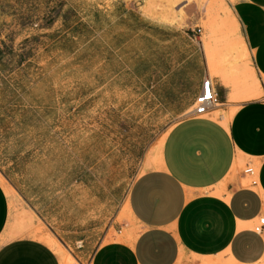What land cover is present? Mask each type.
<instances>
[{"label":"rangeland","instance_id":"obj_1","mask_svg":"<svg viewBox=\"0 0 264 264\" xmlns=\"http://www.w3.org/2000/svg\"><path fill=\"white\" fill-rule=\"evenodd\" d=\"M118 1L202 26L198 56L210 76L248 74L226 0H0V181L10 204L1 241L35 237L62 264H89L99 243L121 235L133 180L158 164L166 135L193 108L199 64L190 47L180 85L177 54L117 42L109 29ZM239 87L232 99H247Z\"/></svg>","mask_w":264,"mask_h":264},{"label":"crops","instance_id":"obj_2","mask_svg":"<svg viewBox=\"0 0 264 264\" xmlns=\"http://www.w3.org/2000/svg\"><path fill=\"white\" fill-rule=\"evenodd\" d=\"M226 1L249 53L248 74L243 71L247 81L236 89L249 97L259 90L254 70L258 80L264 75V0ZM112 13L109 30L114 26L117 42L121 38L129 45L137 38L153 44L160 55H178L173 75L180 85L186 80L188 56L183 54L190 47V61L199 64L193 105L210 75L198 56L204 49L197 35L201 38L202 26L198 32V24L180 27L161 21L124 1L115 2ZM213 80L222 105L204 115L188 114L173 125L158 164L140 172L130 186L121 206L125 204L126 214L121 235L99 243L89 264H216L223 258L256 264L264 259V229L255 228L264 212V100L232 99L235 87L228 75L217 74ZM243 163L257 168L256 184ZM9 212L0 181V264H62L58 252L35 237L1 241Z\"/></svg>","mask_w":264,"mask_h":264},{"label":"built area","instance_id":"obj_3","mask_svg":"<svg viewBox=\"0 0 264 264\" xmlns=\"http://www.w3.org/2000/svg\"><path fill=\"white\" fill-rule=\"evenodd\" d=\"M198 32L201 31V27L198 26ZM260 85H261V98L264 100V75H261L259 78ZM221 104L220 102V96L218 91L216 90V86L213 80V77L210 75H207L204 77L201 85V89L196 95L193 108L189 111V114H193L196 116L207 114L211 109L215 108ZM244 172L252 176V184L257 183V178H255V175L257 174V168L252 165L248 164L244 168ZM263 205H264V198H263ZM255 228L259 231H262L264 229V212L260 216L258 223L255 225Z\"/></svg>","mask_w":264,"mask_h":264},{"label":"bare ground","instance_id":"obj_4","mask_svg":"<svg viewBox=\"0 0 264 264\" xmlns=\"http://www.w3.org/2000/svg\"><path fill=\"white\" fill-rule=\"evenodd\" d=\"M235 76V75H234ZM239 77V78H238ZM238 77H230L229 76V80H228V82H229V84L230 85H233V87H239V85L240 84H238V83H240V80H242V84H245L246 83V80H245V77H243V75H241V76H239L238 75ZM238 79H240V80H238ZM237 84H238V86H237ZM258 92H254L253 91V93H251V95H249V97L248 98H254V97H257L258 96ZM40 234V233H39ZM38 234V235H39Z\"/></svg>","mask_w":264,"mask_h":264}]
</instances>
